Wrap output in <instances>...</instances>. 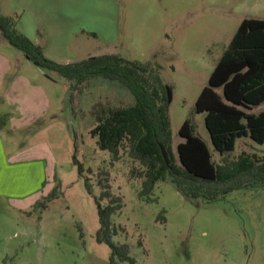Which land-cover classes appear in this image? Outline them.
Instances as JSON below:
<instances>
[{
    "label": "rangeland",
    "instance_id": "rangeland-1",
    "mask_svg": "<svg viewBox=\"0 0 264 264\" xmlns=\"http://www.w3.org/2000/svg\"><path fill=\"white\" fill-rule=\"evenodd\" d=\"M0 13L14 17L58 62L107 53L152 61L171 88L176 156L180 127L189 118L215 162L237 160L243 151L264 157V143L249 136L221 155L205 114L195 111L242 20L264 19V0H0ZM134 101L129 89L104 78L69 89L66 79L35 64L0 32V136L9 154L22 151L45 163L49 177L44 194L0 202V264H131L111 262V248L96 239L95 196L106 171L112 194L121 198L112 240L128 244L135 264H264V181L207 201L185 196L168 177L143 201L126 176L141 163L123 152L111 164V153L90 135L95 112ZM54 188L47 207L35 206Z\"/></svg>",
    "mask_w": 264,
    "mask_h": 264
},
{
    "label": "trees",
    "instance_id": "trees-1",
    "mask_svg": "<svg viewBox=\"0 0 264 264\" xmlns=\"http://www.w3.org/2000/svg\"><path fill=\"white\" fill-rule=\"evenodd\" d=\"M12 16L0 13V32L8 42L22 50L35 64L55 72L67 80L69 89L94 78L118 81L134 96V103L125 106H102L95 112L96 124L90 130L101 150L111 153V164L128 152L142 169L132 166L126 174L137 188L140 200L151 201L156 184L168 177L188 197L215 201L221 196L253 183L264 181V157L243 151L237 160H213L212 152L196 132L191 119L180 127L182 140L177 144V156L172 147L171 118L166 85L161 71L152 61L129 60L117 54L90 56L75 62H58L48 58L42 45L35 43L17 26ZM264 19L245 18L224 50L208 84L200 92L195 111L204 113L205 125L215 150L221 155L235 149L236 141L249 136L264 143ZM262 107L255 111V108ZM165 147L169 163L161 150ZM80 174L82 164L74 156ZM100 180L102 192L95 196L100 228L96 239L111 248L115 258L135 264L126 243H115L112 236L119 230L112 215L121 208V198L111 192L109 174ZM142 179L141 184L138 180ZM86 188H92L85 179ZM57 188L35 206L47 207L55 198ZM114 196V197H113ZM108 200V203H103ZM163 220L165 217L162 215ZM142 245V241H140Z\"/></svg>",
    "mask_w": 264,
    "mask_h": 264
},
{
    "label": "crops",
    "instance_id": "crops-1",
    "mask_svg": "<svg viewBox=\"0 0 264 264\" xmlns=\"http://www.w3.org/2000/svg\"><path fill=\"white\" fill-rule=\"evenodd\" d=\"M46 168L45 163L31 159L25 152L9 154L0 136V202L44 194L49 181Z\"/></svg>",
    "mask_w": 264,
    "mask_h": 264
},
{
    "label": "water",
    "instance_id": "water-1",
    "mask_svg": "<svg viewBox=\"0 0 264 264\" xmlns=\"http://www.w3.org/2000/svg\"><path fill=\"white\" fill-rule=\"evenodd\" d=\"M166 88H167V93H168V102H171V100H172L171 88L169 86H166ZM161 150H162V155H163L166 163H169V157H168L167 151H166L165 147L162 145H161Z\"/></svg>",
    "mask_w": 264,
    "mask_h": 264
}]
</instances>
